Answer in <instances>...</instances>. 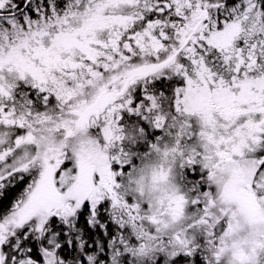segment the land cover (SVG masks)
<instances>
[{
	"label": "snow or ice",
	"instance_id": "6c2138e0",
	"mask_svg": "<svg viewBox=\"0 0 264 264\" xmlns=\"http://www.w3.org/2000/svg\"><path fill=\"white\" fill-rule=\"evenodd\" d=\"M0 264H264V0H0Z\"/></svg>",
	"mask_w": 264,
	"mask_h": 264
}]
</instances>
